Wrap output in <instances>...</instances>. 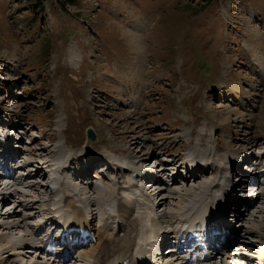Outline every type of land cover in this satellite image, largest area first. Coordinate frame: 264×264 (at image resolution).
Returning a JSON list of instances; mask_svg holds the SVG:
<instances>
[{
    "label": "rangeland",
    "instance_id": "obj_1",
    "mask_svg": "<svg viewBox=\"0 0 264 264\" xmlns=\"http://www.w3.org/2000/svg\"><path fill=\"white\" fill-rule=\"evenodd\" d=\"M74 1L72 5L65 0H0V129L10 135L9 146L22 147L21 155L29 156L31 151L38 158L49 157L53 150H61L59 154L67 151V142L77 146L75 151H84L87 129L91 128L100 135L96 143L88 145L98 152L86 151L94 158L103 161L112 156L128 165L126 156L136 149L142 151V157L150 156V170L162 162L195 155L193 134L207 129L213 141L210 147L221 157L239 155L240 149L249 150L254 157L264 156V0ZM139 17L141 51L134 50L124 37V31ZM122 63L140 66L136 76L142 81H131L122 71ZM43 149L46 153H38ZM23 155L18 159L21 164ZM218 163L224 167L228 162ZM172 171L165 172L169 181L175 178L169 186L175 192H163L166 203H161L159 213H153L158 209L155 204L142 201L138 206L136 199L145 198L134 188L119 185L123 191L120 197L125 195L127 202H132L129 205L135 206L134 215L140 219L150 212L171 220L190 211V206L194 209L199 199L205 201L201 197L196 200V195L185 196L184 201L178 193L184 194L183 190L201 177L187 182L185 188L181 171ZM62 178L58 179L64 199L52 194L53 202L48 204L41 191L35 195L42 201L37 209L29 210L24 203L25 194L35 193L25 188L28 182L24 188L16 187L22 191L21 200L1 199L0 259H8L7 264H51L35 252L40 246L30 230L40 222V227L51 222L49 229L55 215L68 210L63 202L66 205L71 200L63 194ZM108 180L105 183L113 188L118 182L113 178L114 184H110ZM221 180L219 188L217 184L211 188L215 195L223 189ZM115 193L99 207L83 205L85 211L92 217L98 209L96 218L107 221L106 217L118 210ZM216 204L217 209L223 206V202ZM50 206L54 210L50 211ZM252 211L245 216L238 212L242 219L239 227L245 229L241 233L246 237L244 244L258 249L263 242L247 230L264 227V198ZM68 217L73 222L75 216ZM10 224L18 227L5 230ZM45 233L36 237H40L38 245L47 239ZM31 246L36 250L27 249ZM93 246L76 254L74 264H96L95 259L82 256Z\"/></svg>",
    "mask_w": 264,
    "mask_h": 264
},
{
    "label": "bare ground",
    "instance_id": "obj_2",
    "mask_svg": "<svg viewBox=\"0 0 264 264\" xmlns=\"http://www.w3.org/2000/svg\"><path fill=\"white\" fill-rule=\"evenodd\" d=\"M140 18L141 17L137 18L136 23L129 26L128 29L126 28L127 30L124 31V37H125V39H127L129 41L128 43H130V45L133 47L134 50H140L141 51L144 46L142 45L140 37H139V28L138 27L140 25H142L141 22H138V20ZM256 34H257V36L260 35L259 32ZM122 68H123L122 71H124V73H126V75L130 76L131 81H133V82L142 81L141 78H138L136 76V74H137L136 72L142 69V68H140V66L135 65V63H132V64L122 63ZM133 76H135V77H133ZM140 127H143V126L140 125L139 128ZM9 140H10V137H9ZM211 143H213V141H212L211 137L208 135L207 129L203 133L195 132L193 134V141L191 142V145L196 149V154L194 153L195 155L190 156L188 158V159H191L189 164L192 167V170L195 169L196 172L201 171L202 167H209V171H210L209 174L211 177L202 176V178H200L201 180L197 179V181L192 182L191 183L192 186L190 188L188 187L190 183L185 184V188H187V187L188 188L186 190H183V192L186 191L184 194H180L181 192H178L182 200L184 199L185 196H189V197L193 196L194 197V195H196L194 197L196 200L200 197H201V199L203 198L205 200L204 202H199L200 199H199L198 203L193 200L194 201L193 204H195V202L197 203V204H195L196 206L194 205L195 209L198 207V210L202 213V215L208 214L213 210L215 211L216 207H214V203H218L220 200V196L213 194V192L211 191V188L213 186H215V184H217V186H218L217 188H219L220 184L218 183V181L220 179H222L221 176L224 175V174L221 175V172H223L225 167H222V164L220 165V163H218V161H221V162L227 161L229 164V162L231 160V159H229V156H228V158L221 157L214 149H212L210 147ZM33 144H35V141L31 143V145H33ZM9 145H10V143H9ZM88 145H90V143L87 142V145L85 146L84 151H82V150L81 151H75L77 146L76 145H70L67 142L66 146L68 147V151L63 152L62 155H58V153H60L61 150H53L51 153V155H53L57 159H59V162H61V164H62L58 178H61V176H63V178L61 179V185L63 186V194L65 197H67L68 199L71 200V201H67L66 205H65V201L63 203H64L65 207H69V208L75 210V212H76V216L74 218L75 222L74 221L70 222L69 217L67 215H63V218H64L63 223L62 222H61L62 224L58 223L59 225H57L56 227L53 226V230L52 231L50 230L51 233H49V235H48V233L47 234L45 233L46 226L40 227L37 231L33 230V227H32L30 231L35 233V244L38 245L37 240L41 237L42 234L45 233L47 235L46 237L48 238V236L50 237V235L51 236L54 235V232L57 230V228H63V227H66L68 225L73 224V225H76L80 228L82 239H84L83 244H90V243L96 244V241L98 242V244L96 246H93V248L89 252L82 254V256L95 259L96 264H127V263L132 264L133 261H135L137 259L141 260L143 258V254L145 253L144 252L145 250H143L144 246L149 248L148 242L154 236V233L152 230V225H153L155 220H154V216H152V213L147 212V216L145 218V221L149 220V222H148L149 224L146 223L145 230H144V228H142L143 226H141L140 227L141 230H139L140 224L138 223L137 219L134 218V216H132V211L130 209L126 210V208L124 206L125 203L122 200H120L118 202L119 213H121L122 217L124 218V223L122 224L123 225V234H122V236H118L117 233L106 228V226H105L106 220L105 219H103L100 222L98 219L99 217L96 218V214L100 213V211H98V209H94V211H93L94 215L92 216V222L90 221V224L87 223V218L85 216L87 214V212L85 211V208L83 205H86L87 207H90L91 209L94 206L99 207L101 201H107L108 199L112 198L113 191H116L115 194L120 193L122 190L121 187H123V185H127L135 177L138 180V176H136V175L139 171L140 172L145 171V173H146L149 170L148 169V167H149L148 163H149V157L150 156L147 155L145 157H142L141 156L142 151H137L136 149H133V148L132 149L135 151H133L132 153H129L127 156H126V154H127L126 152L121 153L122 155L129 158L130 164H128V165L120 164L117 161L112 160L111 165L106 166L108 168L106 171V176L107 177L110 176L109 173H110V171H112V169L116 170V171H118V173L116 174V176L114 178L118 182L114 188L111 187L108 183H104L105 188H101L104 185L99 186V185L95 184L94 181L91 180L87 175L88 170L85 168L84 161L87 162L88 164L90 163L89 164V170L90 171H92L94 169L97 170L98 169V163L97 162L101 161L99 158L98 159L94 158L92 156L93 155L92 153L86 152V151H89L88 149L91 146L90 145L88 148ZM152 145L157 146L155 141H152ZM61 147H62L61 145L57 146V148H61ZM90 150H92L94 152H98V150L95 146H92L90 148ZM22 151H23V149H22ZM244 151H245V149H244ZM244 151L241 149L237 150V152L239 154L238 156L241 155L240 159H248L249 158L247 151H245V152ZM36 152H38V151H36ZM248 152H250V151L248 150ZM38 153L44 154V153H46V149H43L42 151H39ZM241 153H243V154H241ZM6 154H7V152L5 154L3 153V156H1L0 158L6 159ZM113 154H118V153L114 152ZM244 154L246 155V157L247 156L248 157L242 158L245 156ZM252 154H254V153H252ZM19 155H21V153H17L16 157L20 158ZM23 156H24L23 164L21 167H18L15 170V172L21 173V172H24V169H26L27 171H29V175H22L20 182L19 181L16 182L15 180H13L11 183L5 182V181L9 182V180L0 181V183H1L0 186L2 185L1 186L2 191L6 190L9 192V191L13 190V193L15 194L14 195L15 198L18 200L19 199L18 196L20 195V193H22V191L17 190L16 187L21 188L24 185L26 186V184L24 182H28L29 184L26 187L25 186L24 187L26 189H29V190H32L35 192L33 195H30V194L24 195V203H26V205L29 207L28 208L29 210L37 209L40 207L42 201L38 197H36L35 195H37L41 191H43V192L40 193V196L45 200L46 203L51 204L53 202L52 194H53V196H55L56 193H53L52 190H49L50 187H48L46 185L47 182H46V179H44L45 175H44L42 169H40V164H39V160L42 158L41 157L38 158V156L35 155V153L31 152V151H30L29 156L27 155V153H25ZM195 156H196V158H195ZM257 156L259 157V161H261L260 162L261 167H263L261 170L258 171L259 172L258 174H260L262 171H264V165L262 164L263 160H264V156L262 154L257 155ZM30 158H31V161H30ZM235 159H236L235 162H238L240 160L239 157H237ZM105 160H108V159H105ZM175 162H176V160L175 161H165V163H167V164L165 165L164 170L166 171V168H167V170H169V172H171L172 171L171 169H173L174 166L176 165ZM82 166H83V168H82ZM137 166H140V167L137 168ZM106 167L104 166V167H102V169L105 170ZM144 167H146V169H141ZM73 172L76 176L72 175L71 177H69L68 174H72ZM179 172H180V170H179ZM175 173L177 174V172H175ZM242 173L243 172H241V174ZM146 175H147V173H146ZM39 178H41V179H39ZM105 179H108V178H105ZM37 180L39 182H42V183H37L36 182ZM227 180L230 181V177H228ZM54 181L58 182V184H59V179L58 180L55 179ZM110 181H113V179L108 180L109 183H110ZM44 182H45V184H44ZM12 184H14L15 186L12 187ZM113 184H114V181H113ZM121 184H122V186L119 187V185H121ZM171 185H172V183H170L166 187L164 192L174 193L175 190H173L171 187H169ZM224 186H226V185L225 184L222 185V188H224ZM129 187L135 189V187H133V186H129ZM210 192H211V194H210ZM60 193H61V190H60ZM115 194H114V196H115ZM197 195H199V196H197ZM62 197H63V195H62ZM196 197H198V198H196ZM263 198H264V190H261V191H260V189L257 190L256 195H255V201H254L255 205L254 206L252 205L253 207L251 206L252 208H250V210H254L256 208L257 203H259L260 200ZM1 199H2V193L0 194V200ZM19 200H21V199H19ZM128 201H130L129 198H128ZM184 201H186V199H184ZM77 202L81 203L82 205H75ZM192 202H191V205H192ZM128 203H132V202H128ZM160 203H163V205L166 203L164 197L160 199ZM50 207L52 208V206H50ZM191 207L192 206L188 207L189 210L190 209L191 210L187 211V213H181L180 215H177L176 218L173 217V219H171L168 222V227H169L168 232H173L176 230L177 226L182 225L185 222L184 220H185L186 216H188L189 214H195L196 213L195 211L193 213H191L193 211V209ZM128 211H130L131 214H127ZM226 211L232 212V209L230 207H228ZM105 212H106V210H105ZM238 212H239V210H236V212L234 211L233 213H238ZM55 213H56V210H55ZM110 214H111V211H110ZM216 214H218L219 216L224 215V213L221 214L219 210L216 211ZM126 215H127V218H125ZM239 218H240V216H239ZM106 219H107V221L111 220L112 215L109 216V219H108V217H106ZM54 220H56V217ZM60 220H62V218H60ZM32 225H34V224H32ZM61 225H62V227H60ZM4 227H5V230H13L14 228L18 227V224H10V225H6ZM153 229L155 230L154 227H153ZM253 229H254V227H253ZM253 229L247 230L248 231L247 233L250 235L257 236L263 242V245H264V227L256 228V230H253ZM93 233H95L96 237L94 236ZM138 233L140 234L138 243L140 241H144V243H145V245L143 244L142 249H141V247L139 248L140 244L136 245ZM170 235H168L167 238H169ZM173 235H175V234H173ZM231 235H232L231 247H239L237 244L243 243V241L245 240L244 238H241V235L238 231H234ZM38 236H40V237L38 239H36V237H38ZM42 237H43V235H42ZM241 239H242V241H241ZM7 240H10V239H7ZM45 240H47V239H45ZM12 241L13 240H10V242H12ZM3 242H6V241H3ZM35 244H31V245H35ZM253 245H255V244H253ZM27 246L28 245L23 246V247L26 248ZM17 247H18V245H17ZM135 247H137V248H136L135 252H133ZM251 247H252V245H251ZM18 248H20V246ZM32 248H27V249H32ZM40 249H41V246H40ZM251 249H253V247ZM4 250H8V249L5 248ZM37 250H38V248H37ZM9 251H12V250H9ZM171 254H173V252ZM2 255H4V254H2ZM8 256L7 257L5 256V258H8ZM11 256H12V254H11ZM53 259H54L53 260L54 263L63 264V261L57 260L55 258H53ZM75 259H78V258L74 257V260ZM211 259L215 260L216 257L212 256ZM59 261H61V263ZM174 262H177V264H184V263H182L180 258H176L174 261L171 262V264H176ZM7 263H8V259L7 260L6 259L5 260L0 259V264H7Z\"/></svg>",
    "mask_w": 264,
    "mask_h": 264
},
{
    "label": "water",
    "instance_id": "obj_3",
    "mask_svg": "<svg viewBox=\"0 0 264 264\" xmlns=\"http://www.w3.org/2000/svg\"><path fill=\"white\" fill-rule=\"evenodd\" d=\"M87 135H88V143L93 144L97 142V135L92 129L88 130Z\"/></svg>",
    "mask_w": 264,
    "mask_h": 264
},
{
    "label": "trees",
    "instance_id": "obj_4",
    "mask_svg": "<svg viewBox=\"0 0 264 264\" xmlns=\"http://www.w3.org/2000/svg\"><path fill=\"white\" fill-rule=\"evenodd\" d=\"M65 1H67V2L71 3L72 5H74V3H75V1H74V0H65Z\"/></svg>",
    "mask_w": 264,
    "mask_h": 264
}]
</instances>
